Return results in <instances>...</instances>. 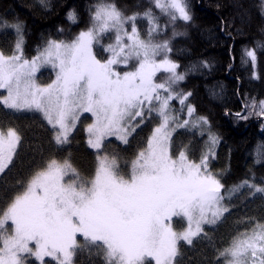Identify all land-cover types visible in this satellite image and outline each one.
Masks as SVG:
<instances>
[{
	"label": "snow or ice",
	"instance_id": "6c2138e0",
	"mask_svg": "<svg viewBox=\"0 0 264 264\" xmlns=\"http://www.w3.org/2000/svg\"><path fill=\"white\" fill-rule=\"evenodd\" d=\"M154 4L171 21L192 19L185 0ZM138 16L148 21L144 37L136 27ZM68 19L76 23L75 13L69 12ZM13 27L14 49L10 54L0 51V90L6 92L0 105L39 113L51 126L57 146L69 143L80 117L90 113L87 144L96 150L97 165L91 177H83L69 158L53 157L33 172L0 210V264H27L33 257L39 264H45V257L56 264H74L77 250L84 249L102 254L105 264H178L180 242L191 245L204 233V225L219 222L229 206L224 203V184L209 170L218 137L209 135L198 161L189 157L186 146L173 151L176 127L191 123L203 131L208 122L204 117L191 121V105L186 106L188 119L177 120L171 102L185 105L191 93L176 87L186 73L169 59V39L154 38L163 29L151 9L125 16L114 4L100 3L90 27L72 40L47 41L32 58L24 55L22 25ZM108 32L114 34L112 42L102 51L109 55L98 58L93 46ZM133 60L136 63L127 68ZM256 61L255 50L242 54V63ZM45 65L55 70V79L43 85L36 74ZM160 72L167 75L157 80ZM245 107L255 111L256 101ZM257 114L264 116V100ZM153 118L145 145L126 162L130 170L122 169L105 141L115 137L127 145L136 129ZM20 143L14 128L0 130V174L12 164ZM258 156L264 157V150L258 149ZM243 187L264 194V187L247 179L234 186L233 193ZM174 218L185 221L186 227L174 228ZM218 256L224 264H264V223L256 222L234 237Z\"/></svg>",
	"mask_w": 264,
	"mask_h": 264
},
{
	"label": "trees",
	"instance_id": "16d2710c",
	"mask_svg": "<svg viewBox=\"0 0 264 264\" xmlns=\"http://www.w3.org/2000/svg\"><path fill=\"white\" fill-rule=\"evenodd\" d=\"M185 2L192 19L162 20V24H168L161 37L169 39V58L180 66L178 71L186 73L181 88L191 93L188 102L195 109L194 117L206 118L210 133L219 138L209 163L212 173L225 186L224 203L229 211L216 224L204 226L206 236L202 233L191 245L182 243L176 259L178 264H224L218 250L250 231L256 222L264 223V194L253 193L247 187L233 193V187L246 179L264 187V157L258 156V149L264 150V116L257 114L259 102L264 100V0ZM100 3H113L125 15L156 8L152 0H45L43 4L41 0H0V25L6 24L0 26V51L10 54L14 49L17 36L13 25L17 23L22 25L27 58L34 57L49 40H72L91 26L93 12ZM69 12L75 13L76 23L68 19ZM136 24L145 34V19ZM93 48L98 58L107 57L98 45ZM245 50L256 51L255 64L241 62ZM37 77L40 84L46 85L55 74L47 69ZM2 95L5 92L0 91ZM252 100L257 104L255 111L245 107ZM0 124L21 135L12 164L0 176V210L49 158L67 157L81 176L94 174L96 151L88 146L83 125L71 133L69 143L57 146L51 126L40 114L0 105ZM152 127V123L141 127L127 145L117 140L105 142L108 153L118 156L122 169L130 170L126 162L145 145ZM208 139L209 134L195 128L179 129L172 137L173 151L177 146H186L189 157L198 161ZM45 264L56 263L46 260ZM74 264H105V260L102 254L84 249L77 250Z\"/></svg>",
	"mask_w": 264,
	"mask_h": 264
},
{
	"label": "rangeland",
	"instance_id": "374dc122",
	"mask_svg": "<svg viewBox=\"0 0 264 264\" xmlns=\"http://www.w3.org/2000/svg\"><path fill=\"white\" fill-rule=\"evenodd\" d=\"M111 4H113V3H111ZM152 4L154 5V7H155V4H154V0H152ZM157 8V7H156ZM155 8V10H153V11H151L152 12V15L154 16V17H156L157 18V22H158V24L161 26V28L163 29V33L166 31V29H167V26H166V24H168V23H161L162 22V20H167V21H169L170 20V17L166 14V13H163V12H161V10L159 9V8H157L156 9ZM118 9V8H117ZM95 12V11H94ZM94 12H93V15H94ZM123 14V13H122ZM125 15V14H124ZM125 16H131V15H125ZM139 19H141L139 16L137 17V20H136V23H137V21L139 20ZM145 21L147 22V25H148V21L145 19ZM171 21V20H170ZM149 26V25H148ZM125 27L126 28H128L129 30L131 29V25L130 24H127V25H125ZM136 27H137V30L140 32V34H141V36L142 37H144L145 36V34H143L142 33V31L138 28V26H137V24H136ZM163 33H159L158 35H156L154 38H156V40H163V38L161 37V35L163 34ZM113 33H111V32H108V33H105V34H103L102 36H101V43L98 45L100 48H101V51H102V49H103V47L105 46V45H107L108 43H110V42H112V37H113ZM158 37H160V38H158ZM94 47V46H93ZM93 50H94V48H93ZM102 53L103 54H108L107 52H105V51H102ZM109 55V54H108ZM107 55V56H108ZM168 57H169V53H168ZM158 59H159V57H158ZM170 59V58H169ZM136 62L133 60V61H130V63H129V65L127 66V68H129V69H131L132 68V65L133 64H135ZM120 68H121V70H124V66H119ZM50 70V71H53L54 72V74H55V70L53 69V68H51V66H48V65H45V66H42L41 68H40V70L37 72V74H36V76H38L40 73H42L43 71H46V70ZM167 74L166 73H163V72H160V73H158L157 74V77H156V79L157 80H160L161 79V77H164V76H166ZM55 79V78H54ZM184 81V80H183ZM183 81H181L176 87H177V89L178 90H180V91H182L183 92V90H182V88H181V83L183 82ZM37 82L39 83V78L37 77ZM0 91H3V92H5L4 90H0ZM5 95H6V92H5ZM189 98V97H188ZM187 105H191L189 102H188V99L185 101V105H180L179 104V101L178 100H173L172 102H171V107L175 110V115H176V118H177V120H179V121H183L184 119H188V117H187V112H186V106ZM192 106V105H191ZM24 112H29V111H24ZM35 113V112H34ZM37 114H39V113H37ZM195 116V113L193 112V115H192V117H191V121H195L197 118H195L194 117ZM137 119H139V118H137ZM92 121H93V118L91 117V114L90 113H84L81 117H80V121L78 122V124H77V126H76V128H78V127H80V126H82L83 125V127H84V130H85V132H86V134H87V137H88V133H87V131H86V128H87V125L88 124H90V123H92ZM148 123H152V125H153V127H154V123H155V120H154V118L153 119H149V120H146L145 122H144V124H142L139 128H137L136 129V131L137 130H139L141 127H143V126H145L146 124H148ZM152 127V128H153ZM203 127V131H201V127H193L192 125H191V123L189 124V126H186V127H176L175 128V131L173 132V134H172V137H173V135H174V133L177 131V130H179V129H186V128H195V129H197L198 131H200V133H207V134H211L210 133V130H209V128H208V125H203L202 126ZM75 128V129H76ZM0 130H5V129H3L2 128V125L0 124ZM135 131V132H136ZM134 132V133H135ZM133 133V134H134ZM132 134V135H133ZM131 135V136H132ZM130 136V137H131ZM130 137H129V139H130ZM108 140H117V141H119L118 139H116L115 137H110ZM108 140H106V141H108ZM105 141V142H106ZM120 143H122L121 141H119ZM219 143V142H218ZM217 146H218V144H217ZM93 150H95V149H93ZM96 151V150H95ZM13 159H14V157H13ZM211 159V158H210ZM209 159V160H210ZM9 167V166H8ZM6 170V169H5ZM209 170L211 171V169H210V163H209ZM212 172V171H211ZM2 174H0V176H1ZM186 227V222L185 221H181V220H179V218H174V222H173V227L174 228H176L177 230H180L182 227ZM204 226H206V225H204ZM196 238V237H195ZM194 238V239H195ZM77 239H78V241H82V237H80L79 235H78V237H77ZM193 239V240H194ZM182 243H185V242H183V241H181L180 242V244H179V246L182 244ZM44 260L46 261V260H51V258L50 257H45L44 258ZM73 260H74V257H73ZM32 261H35L36 263H38L39 264V261H36L35 260V258L33 257V258H30L29 260H28V262H27V264H31V262ZM52 261V260H51ZM55 262V261H54ZM56 263V262H55ZM154 263V262H153Z\"/></svg>",
	"mask_w": 264,
	"mask_h": 264
}]
</instances>
